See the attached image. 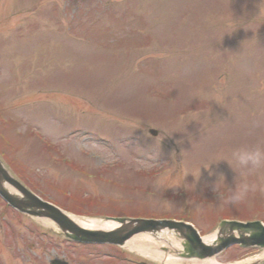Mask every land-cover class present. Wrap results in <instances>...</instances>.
Segmentation results:
<instances>
[{
    "label": "rangeland",
    "instance_id": "obj_1",
    "mask_svg": "<svg viewBox=\"0 0 264 264\" xmlns=\"http://www.w3.org/2000/svg\"><path fill=\"white\" fill-rule=\"evenodd\" d=\"M191 112L194 121L179 119ZM255 147L264 0H0V159L71 218L184 213L203 237L223 212L264 224V167L232 160ZM244 182L255 190L225 202ZM136 236L140 251L80 246L0 200V264H191ZM211 260L264 264V248Z\"/></svg>",
    "mask_w": 264,
    "mask_h": 264
},
{
    "label": "water",
    "instance_id": "obj_2",
    "mask_svg": "<svg viewBox=\"0 0 264 264\" xmlns=\"http://www.w3.org/2000/svg\"><path fill=\"white\" fill-rule=\"evenodd\" d=\"M155 134L154 131H151ZM7 184L21 196L10 193L4 186ZM0 196L14 209L31 216L46 217L52 220L69 239L84 243H111L122 245L125 240L139 232H156L161 229L173 231L176 238L182 239L180 257L198 259L211 257L232 244L241 247L264 246V227L260 222L239 223L223 221L216 233V239L211 244L202 242L197 232L187 224L173 221L128 220L114 219L121 223V227L113 231L86 230L77 226L57 208L42 202L27 191L20 183L11 178L0 163ZM234 233L237 235L235 236ZM50 264H67L54 259Z\"/></svg>",
    "mask_w": 264,
    "mask_h": 264
},
{
    "label": "clouds",
    "instance_id": "obj_3",
    "mask_svg": "<svg viewBox=\"0 0 264 264\" xmlns=\"http://www.w3.org/2000/svg\"><path fill=\"white\" fill-rule=\"evenodd\" d=\"M234 18L235 17L233 16L232 19L234 20ZM231 32H227V31L224 32L221 35V39L225 33H231ZM198 115H199V113L191 112V113H187V114H182L179 117V119L181 121L187 120L188 122L194 121L198 117ZM173 132H178V131H173ZM219 160L226 161L229 164V166L233 169L232 164L229 162V160L221 158V159H218L216 161H219ZM232 160L235 162V164L239 165L241 168L248 169L249 172L256 170V169H260V168L264 167V148L255 147V148H251V149H242V150L234 151L232 153ZM216 161H213V162H216ZM210 163H212V162H210ZM210 163H208L207 166L200 165L198 175L196 176L195 179H199L201 166H203L205 169H208ZM187 174H189V173H186V175ZM209 175H212L211 171H209ZM220 177H223V175L221 174L219 176V178ZM223 180H224V177H223ZM215 182H214L213 187L216 186ZM255 187H256L255 185H250L247 182L241 183L235 190L228 191L224 195V200L227 203H236V202L242 201L247 196L249 191L255 190Z\"/></svg>",
    "mask_w": 264,
    "mask_h": 264
},
{
    "label": "bare ground",
    "instance_id": "obj_4",
    "mask_svg": "<svg viewBox=\"0 0 264 264\" xmlns=\"http://www.w3.org/2000/svg\"><path fill=\"white\" fill-rule=\"evenodd\" d=\"M73 220L77 224H79L80 226H82L84 228H89V229L110 230V229L114 228V226H116V223L111 222V221H105L104 222V221H98L95 219H74V218H73ZM160 238H161V236L158 237V239H160ZM213 238H215V234L206 236L203 238V240L206 243H210L213 241ZM142 241H143V237L134 236L128 242H126L125 246L132 249V250L140 251L139 246H140ZM170 241H172V243H175L172 239ZM168 242H169V240H168ZM189 262H191V264H217L213 260H195V259H192ZM167 264H178V263L168 262Z\"/></svg>",
    "mask_w": 264,
    "mask_h": 264
}]
</instances>
